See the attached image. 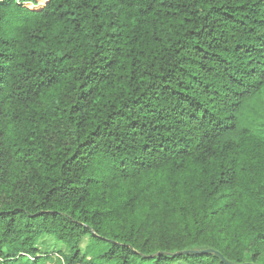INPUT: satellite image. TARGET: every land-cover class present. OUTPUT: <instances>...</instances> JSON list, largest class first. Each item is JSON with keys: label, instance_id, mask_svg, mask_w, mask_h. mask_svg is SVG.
Masks as SVG:
<instances>
[{"label": "trees", "instance_id": "16d2710c", "mask_svg": "<svg viewBox=\"0 0 264 264\" xmlns=\"http://www.w3.org/2000/svg\"><path fill=\"white\" fill-rule=\"evenodd\" d=\"M263 247L264 0H0V264Z\"/></svg>", "mask_w": 264, "mask_h": 264}, {"label": "rangeland", "instance_id": "374dc122", "mask_svg": "<svg viewBox=\"0 0 264 264\" xmlns=\"http://www.w3.org/2000/svg\"><path fill=\"white\" fill-rule=\"evenodd\" d=\"M40 244L43 249H52V250L66 249L63 245H61L60 243H58L51 237L42 238V240L40 241ZM262 262L264 264V247H263Z\"/></svg>", "mask_w": 264, "mask_h": 264}, {"label": "water", "instance_id": "95a60500", "mask_svg": "<svg viewBox=\"0 0 264 264\" xmlns=\"http://www.w3.org/2000/svg\"><path fill=\"white\" fill-rule=\"evenodd\" d=\"M192 252H216L217 254H219V255L222 257V259H223L227 264H234V263L228 261L226 258H224L223 255H222L220 252L215 251V250H213V249H202V250H196V251H193V250H185V251H180V252H177V253H179V254H187V253H192Z\"/></svg>", "mask_w": 264, "mask_h": 264}]
</instances>
